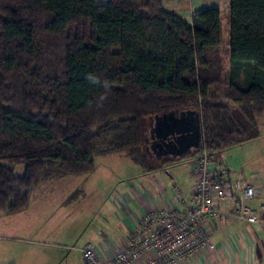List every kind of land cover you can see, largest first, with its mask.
I'll use <instances>...</instances> for the list:
<instances>
[{
	"label": "trees",
	"instance_id": "obj_1",
	"mask_svg": "<svg viewBox=\"0 0 264 264\" xmlns=\"http://www.w3.org/2000/svg\"><path fill=\"white\" fill-rule=\"evenodd\" d=\"M228 16L226 70L218 8L188 23L161 0H0V216L26 209L40 178L88 173L96 156L155 169L148 121L163 113L196 111L213 154L255 136L264 0H229Z\"/></svg>",
	"mask_w": 264,
	"mask_h": 264
},
{
	"label": "crops",
	"instance_id": "obj_2",
	"mask_svg": "<svg viewBox=\"0 0 264 264\" xmlns=\"http://www.w3.org/2000/svg\"><path fill=\"white\" fill-rule=\"evenodd\" d=\"M107 1L95 0L98 5H104ZM161 1L167 11L186 18L185 21L188 23L191 22L192 15L205 9L218 8L221 14L224 9L227 14L229 12V0ZM182 4L185 7L184 13L179 12L183 8ZM226 30L225 32L222 29V40L226 54L224 65L228 70L229 26ZM154 127L155 117L148 121L145 146L146 154L155 169L144 170L132 163L138 169H130L125 177L126 181L123 179L120 188H115L107 199L112 209L115 206L114 211L117 212V216L114 214L109 222H101L97 231L92 233L86 243L92 244L102 259L128 249L132 238H135L138 243L145 236L144 231L146 227L148 228L142 224L145 215H151L160 208L172 206L185 212L190 206V193L195 183L192 163L197 157L198 149L190 148L181 156L156 152L159 151L156 143L161 142L154 134H151V129ZM246 141L215 153L213 167L218 171L225 170L229 178L243 179L254 188L255 199L251 206L258 215V223L248 224L230 218L223 221L207 220L206 229L213 249L190 254L175 264H264V210L259 208L264 205V145L261 143L263 148H259L262 153L238 155L239 151L244 150L242 145ZM183 160L184 166L181 163ZM174 186L180 189V200H177L173 192ZM227 209L224 210L227 211ZM19 213L0 216V264H9L8 260L12 261L14 257H17L19 264H24L23 258H26L27 264H31L32 260L36 264L41 257V252L45 250V241L41 239L40 234L38 237H31V232L25 226L16 227V223L21 221L16 219ZM134 231L136 235L133 237ZM79 253L81 263L84 264L81 249ZM154 257L153 251H146L141 253V256L132 264H147Z\"/></svg>",
	"mask_w": 264,
	"mask_h": 264
},
{
	"label": "rangeland",
	"instance_id": "obj_3",
	"mask_svg": "<svg viewBox=\"0 0 264 264\" xmlns=\"http://www.w3.org/2000/svg\"><path fill=\"white\" fill-rule=\"evenodd\" d=\"M181 7L179 12L184 13V5ZM221 24L226 32L228 14L225 9L221 14ZM256 131L255 136L243 143L244 150L238 155L262 153L259 148L261 143L264 145V120ZM181 163L185 165L184 160ZM22 169L21 165L16 166L15 172L21 174ZM130 169L138 167L124 152H118L94 157V169L88 173L62 174L54 171L33 185L27 208L16 215V219L21 220L16 227L25 226L31 237L40 234L44 239L46 247L36 264H82L80 249L101 222H109L114 214L117 216L115 206L112 209L107 199L115 188H120L123 179L126 181ZM23 260L24 264L28 263L26 258ZM17 261L14 257L8 263L19 264ZM31 264H34L33 260Z\"/></svg>",
	"mask_w": 264,
	"mask_h": 264
},
{
	"label": "built area",
	"instance_id": "obj_4",
	"mask_svg": "<svg viewBox=\"0 0 264 264\" xmlns=\"http://www.w3.org/2000/svg\"><path fill=\"white\" fill-rule=\"evenodd\" d=\"M201 143L192 163L195 183L189 208L184 212L175 206L164 207L145 215L142 223L148 226L145 236L138 243L132 238L128 249L107 259H102L92 244H85L81 249L84 264H132L146 251H153L155 255L147 264H175L190 254L213 249L206 229L207 220L230 218L258 223V215L251 206L255 199L254 188L244 180L229 178L225 170H215V155L204 146L203 138ZM173 192L180 200V189L174 186ZM259 208L264 210V205ZM135 235L134 231L133 237Z\"/></svg>",
	"mask_w": 264,
	"mask_h": 264
},
{
	"label": "water",
	"instance_id": "obj_5",
	"mask_svg": "<svg viewBox=\"0 0 264 264\" xmlns=\"http://www.w3.org/2000/svg\"><path fill=\"white\" fill-rule=\"evenodd\" d=\"M151 134L160 140L161 143H156L159 150L156 152L161 154L181 156L190 148L199 149L202 135L198 113L188 110L157 115Z\"/></svg>",
	"mask_w": 264,
	"mask_h": 264
},
{
	"label": "clouds",
	"instance_id": "obj_6",
	"mask_svg": "<svg viewBox=\"0 0 264 264\" xmlns=\"http://www.w3.org/2000/svg\"><path fill=\"white\" fill-rule=\"evenodd\" d=\"M89 78H90L93 82H95V79H96L95 77L90 76Z\"/></svg>",
	"mask_w": 264,
	"mask_h": 264
}]
</instances>
